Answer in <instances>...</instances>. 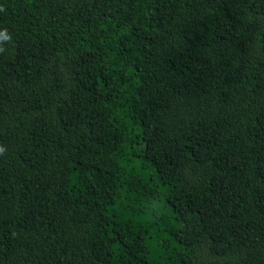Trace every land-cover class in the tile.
I'll list each match as a JSON object with an SVG mask.
<instances>
[{
    "label": "trees",
    "instance_id": "trees-1",
    "mask_svg": "<svg viewBox=\"0 0 264 264\" xmlns=\"http://www.w3.org/2000/svg\"><path fill=\"white\" fill-rule=\"evenodd\" d=\"M0 9V264H264V0Z\"/></svg>",
    "mask_w": 264,
    "mask_h": 264
},
{
    "label": "clouds",
    "instance_id": "clouds-1",
    "mask_svg": "<svg viewBox=\"0 0 264 264\" xmlns=\"http://www.w3.org/2000/svg\"><path fill=\"white\" fill-rule=\"evenodd\" d=\"M2 10V9H0ZM10 39L8 33H7V30L5 29L4 31H0V42H3L5 40H8ZM4 49L2 47H0V52H3ZM4 152V149L3 148H0V153H3Z\"/></svg>",
    "mask_w": 264,
    "mask_h": 264
}]
</instances>
